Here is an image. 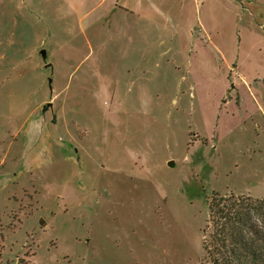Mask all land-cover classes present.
<instances>
[{
	"label": "rangeland",
	"instance_id": "obj_1",
	"mask_svg": "<svg viewBox=\"0 0 264 264\" xmlns=\"http://www.w3.org/2000/svg\"><path fill=\"white\" fill-rule=\"evenodd\" d=\"M214 191L264 196V0H0V264H200Z\"/></svg>",
	"mask_w": 264,
	"mask_h": 264
},
{
	"label": "trees",
	"instance_id": "obj_2",
	"mask_svg": "<svg viewBox=\"0 0 264 264\" xmlns=\"http://www.w3.org/2000/svg\"><path fill=\"white\" fill-rule=\"evenodd\" d=\"M200 264H264V196H209Z\"/></svg>",
	"mask_w": 264,
	"mask_h": 264
},
{
	"label": "water",
	"instance_id": "obj_3",
	"mask_svg": "<svg viewBox=\"0 0 264 264\" xmlns=\"http://www.w3.org/2000/svg\"><path fill=\"white\" fill-rule=\"evenodd\" d=\"M42 54L44 55V57H46V49H42ZM46 65L50 66L51 63H47ZM50 80H51V78H50Z\"/></svg>",
	"mask_w": 264,
	"mask_h": 264
},
{
	"label": "crops",
	"instance_id": "obj_4",
	"mask_svg": "<svg viewBox=\"0 0 264 264\" xmlns=\"http://www.w3.org/2000/svg\"><path fill=\"white\" fill-rule=\"evenodd\" d=\"M48 139H49V138H48ZM48 139H47V143H48V146L51 148L50 141H48Z\"/></svg>",
	"mask_w": 264,
	"mask_h": 264
}]
</instances>
